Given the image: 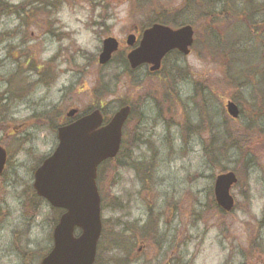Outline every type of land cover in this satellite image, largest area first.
I'll return each instance as SVG.
<instances>
[{
    "label": "rangeland",
    "instance_id": "rangeland-1",
    "mask_svg": "<svg viewBox=\"0 0 264 264\" xmlns=\"http://www.w3.org/2000/svg\"><path fill=\"white\" fill-rule=\"evenodd\" d=\"M213 2L0 0V145L10 150L0 178V264H41L53 247L60 214L31 187L34 169L58 145L54 126L66 122L72 109L82 115L101 106L110 118L140 97L146 117L134 154L142 162L129 161L135 135L125 130L126 166L108 165L102 187V261L122 257L107 251L118 237L128 247L135 244L132 264H264V34L249 22V15L253 23L264 20V0H231L230 21L217 17L211 27L206 14L224 8ZM155 19L173 28L192 25V53L170 55L157 73L145 66L128 70L122 59L130 51L128 36L142 34ZM109 37L120 47L101 66ZM244 55L261 70L250 85L234 80L233 67L239 71ZM35 64L44 65V84ZM9 88L17 94L2 101ZM233 100L242 111L238 121L226 111ZM248 125L250 132L244 131ZM236 131L239 140L229 148L227 133ZM146 141L151 145L141 144ZM222 170L238 178L231 191L236 207L228 214L212 204ZM31 196L33 214L27 207ZM115 203L121 208L111 207Z\"/></svg>",
    "mask_w": 264,
    "mask_h": 264
},
{
    "label": "water",
    "instance_id": "water-1",
    "mask_svg": "<svg viewBox=\"0 0 264 264\" xmlns=\"http://www.w3.org/2000/svg\"><path fill=\"white\" fill-rule=\"evenodd\" d=\"M136 36L129 35L127 45L136 44ZM194 43L191 26L174 30L155 24L142 34L139 46L127 56L132 69L150 65V70H160L163 59L178 51L188 56ZM119 49L113 37L103 41L99 64H108ZM128 106L114 114L104 125L100 110L80 117L58 129L59 144L34 174L33 187L38 196L53 208L64 210L54 229V247L41 264H95L98 243L102 234V203L97 185L98 168L117 157L123 137V127L130 115ZM227 112L237 119L239 107L227 104ZM77 109L68 117H75ZM7 161V152L0 146V176ZM238 182L233 172L221 174L215 181L214 194L217 205L225 212L234 210L235 200L231 189ZM81 231L75 236V231Z\"/></svg>",
    "mask_w": 264,
    "mask_h": 264
},
{
    "label": "trees",
    "instance_id": "trees-1",
    "mask_svg": "<svg viewBox=\"0 0 264 264\" xmlns=\"http://www.w3.org/2000/svg\"><path fill=\"white\" fill-rule=\"evenodd\" d=\"M213 1L214 0H208V2L211 4L212 7H213V4H214ZM217 1L219 2L220 0H217ZM17 8H18L17 9L18 10L17 11L18 13H20V14L23 13V14H25L27 16H30L31 15L30 14L31 13L30 10L27 12V11H25V8L24 7H23V9L20 8V7H17ZM36 11L37 10H35L33 13H36ZM217 17H219V20H220L221 23H223V22H225L227 20L230 21L229 15L225 14L224 12L207 13L206 14V18L209 21V25L211 27L216 24L215 23V20H216ZM249 18H250L249 22H250V26L251 27L257 28V26H258L260 28V31H261V29H263V27L261 28V26H264V20L261 21V22H255V23H253V21H251V16L250 15H249ZM156 23L166 25V22H164V20L155 19V20H153L150 23V26L153 25V24H156ZM260 31H258V33H260ZM261 34H264V29H263V32L261 31ZM0 40H1V37H0ZM256 55H257V53H255V57H256ZM122 59H123V62L125 64V66L128 68V70L132 71L131 68H130V66H129V64H128L127 58L123 56ZM244 59H247V55L242 56V62L243 63L242 62L241 63L243 64V66H241L239 68V71H238L239 73L237 72L236 67H233V70L236 71V74H234V80L236 82H239V80L240 81L242 80L243 83H244V85H250V84H252L254 78L256 79V77L261 74V70L260 69H253V65L252 64H249L251 62L250 61L246 62V61H244ZM236 61H237V59L234 58V63ZM26 65L28 66L27 63H26ZM35 65H33V68H34V70L39 71L38 74L41 75V82L44 84L45 81H46V79H47V77L44 76V74L42 73V70L44 69V65H36V66ZM48 65L49 66L54 65V61L52 60V61L48 62ZM245 65H246V67H244ZM14 91H15V88H9V89H7L2 94V101L7 102L9 100V98L7 99L5 97L6 95H12L14 97L17 94ZM99 107L102 108L101 106H98V108ZM53 115H54V113H52V115L50 114V118ZM64 124H65L64 122L61 123L59 125V127L61 125H64ZM54 128L56 130L58 129V128H56V125L54 126ZM251 128H252V126L248 125V126H246L244 128V131L250 132L251 131ZM235 133L236 134H234L232 132L231 133L230 132L227 133L226 142H228V141L231 142V145L229 146V148H232V146L234 147L236 145V141L238 142V140H239L238 139L239 137H237V135H240V134L237 133V131ZM123 137H124L123 138V143H122V147H121V150L119 152V155L114 160H110V161H107V162L103 163L101 165L100 169H99L100 170V174L98 175V180L97 181H98V187H99V191H100V195H101V199H102V209H105V207H106V204H105V202H106V196L102 192V187L104 189V183H107L108 180H109V178H108V172H107V170H109L108 169V165L114 164L116 169L123 168L124 166H126V162L124 161L125 136H123ZM215 149L217 151L220 150L219 147L218 148H215ZM243 150H245V148ZM245 163H247L246 159L242 160V164H245ZM103 170H104V173L102 172ZM222 171L224 172V170H222ZM33 194L36 195L35 193H33ZM34 199H36V197L31 196V197L28 198V201H27V207L30 208V212L29 213H32V214L34 212L33 211V201H34ZM212 204L213 205H216L215 200H213V203ZM117 205H118V207H117ZM113 206L117 207L115 209L121 208L119 203H115L114 205H111V207H113ZM55 211L58 212L59 214L62 213V211H60V210H55ZM56 221L58 222V220H56ZM130 230L132 231L131 240L134 241L135 240V237L133 235V228L130 229ZM128 232H129L128 229H124V231H123V233L125 235L128 234ZM140 234H141V231H140ZM104 239H105L104 234H102L99 244H101L104 241ZM133 245H135V244L132 243L130 245V247H128L129 245H126L125 242H122L118 237H116L114 240L108 242L107 251L108 252H117V251H119V253L117 255L121 254L122 257H119L118 259H111L110 258L108 261L103 262L102 259H101V252H99V254L97 255V261H96L95 264H110V263H112V264H132V263H134L133 262L134 259H130V257L133 255L132 249H131V247H133Z\"/></svg>",
    "mask_w": 264,
    "mask_h": 264
},
{
    "label": "flooded vegetation",
    "instance_id": "flooded-vegetation-1",
    "mask_svg": "<svg viewBox=\"0 0 264 264\" xmlns=\"http://www.w3.org/2000/svg\"><path fill=\"white\" fill-rule=\"evenodd\" d=\"M231 0H220L219 1V3L220 4H223V6H224V8H223V11L222 12H224L225 14H227V15H231V9H229L228 7H230L229 6V2H230ZM258 7H256L254 10H253V13L256 11V9H257ZM183 26V25H182ZM192 28H193V30H194V38H195V36H196V29L192 26V25H190ZM181 27V26H180ZM263 26H261V28H262ZM179 28V27H178ZM257 28H258V31H260V28L257 26ZM261 31L263 32V29H261ZM260 31V32H261ZM136 35V38H137V44H138V42L140 41V39H141V32L140 31H137V33L135 34ZM263 35V34H262ZM136 44V45H137ZM194 44H195V42H194ZM194 47V46H193ZM129 53V52H128ZM173 54H175L177 57H178V59H180V57H187V56H183V55H181V54H179L178 52H173V53H171V54H169L168 56H166V58L163 60V62H165V60L170 56V55H173ZM128 55V54H127ZM163 62H162V64H161V68H160V70L162 69V66H163ZM145 67H148L149 68V71H150V73H157V72H152L151 70H150V67L151 66H148V65H146ZM138 69H140V68H138ZM159 70V71H160ZM264 75V74H263ZM258 77V76H257ZM256 77V78H257ZM263 79H264V77H263ZM174 80H176V79H174ZM175 102H177V101H175ZM143 103H144V99H143V97H140L139 99H137L135 102H129V103H127L126 104V106H128L129 108H130V115H129V117H128V120H127V122H126V126H125V130H126V133L128 134V136L130 135V134H132V130L134 131V135H135V137H134V140H133V142L132 143H128V150H129V152H128V154H127V156H128V159H129V161H132V160H136L135 162H142V161H140L141 159L139 158L138 159V157H135V154H134V151L136 150V148L138 149V147H136V142L138 141V143H140V142H142V140H143V137H142V134H139L138 136H137V131L138 130H140L141 129V127H142V125H143V121H144V119H145V115H144V113H143ZM236 121H238V120H236ZM185 123H186V125H185V129L188 131V124H187V122L185 121ZM182 125H183V123H182ZM147 142V144H145V143H141V144H144V145H146V146H148V145H151V144H149L150 142L149 141H146ZM1 147H3L2 145H1ZM3 149H5V151L7 152V161H6V165H5V168H4V172H3V174H2V176L5 174V172H6V170H7V168H8V159H9V154H10V150H9V147L7 148H5V147H3ZM131 150H133V152L131 151ZM130 153V154H129ZM134 164V163H133ZM135 164H141V163H135ZM39 166V165H38ZM36 169H37V167L34 169V173H35V171H36ZM34 173H33V176H34ZM1 176V177H2ZM0 177V178H1ZM31 191H34L33 190V184H32V187H31ZM157 227H158V223H156V226H155V231H156V233H157ZM16 246H18V244L16 243ZM140 251H141V249H140Z\"/></svg>",
    "mask_w": 264,
    "mask_h": 264
}]
</instances>
